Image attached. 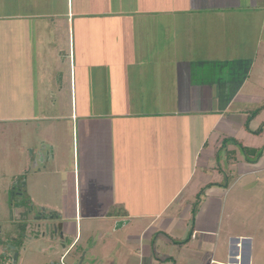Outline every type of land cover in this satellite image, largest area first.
Returning a JSON list of instances; mask_svg holds the SVG:
<instances>
[{
	"label": "crops",
	"instance_id": "1",
	"mask_svg": "<svg viewBox=\"0 0 264 264\" xmlns=\"http://www.w3.org/2000/svg\"><path fill=\"white\" fill-rule=\"evenodd\" d=\"M0 16V73L10 72L1 61L17 57L23 64L11 69L33 70L39 78L35 87L38 84L43 91L47 82L53 88L60 84V78H56L50 59L54 60L58 52L64 60L62 64L69 59L73 65L79 39L80 47L84 45L83 49L78 47L83 67L74 63V71L81 70L85 75L86 60L93 59L90 56L96 53L94 71L97 75L104 69L110 73V80L97 77L99 86L110 85V90L116 91L115 110L102 111L96 118L73 116L74 137L61 130L58 146L49 147L40 140V145L31 149L33 142L22 130L29 123H38L39 113L0 117L1 127L9 121L21 126L14 129L15 139H6L7 128L0 134L1 148V140L19 145L12 163L21 169L13 175L16 180H25L26 186L22 187L25 194L17 197L30 199L29 177L42 176L40 180L46 182L48 192L59 178L56 196L62 209L52 207L60 213L50 212L52 221L60 223L59 230L72 244L66 248V252L72 248V256L67 255L69 264H253V237L230 229L223 232L215 207L220 203L222 212L229 194L243 178L264 172V151L255 163L244 159L238 147H245L238 141L241 136L264 139V0H68L66 13L58 15L56 0H0ZM57 35L62 37L60 42ZM62 42L69 43V55L60 50ZM226 44L228 47H224ZM28 61L35 65L29 68ZM125 69L136 70V74L127 75ZM2 81L5 79L0 74V88ZM28 86L32 88L33 81ZM254 107L257 109L253 112ZM167 121L178 122L179 129H183V135L179 136L178 129L176 137L186 144L187 161L201 166L206 175L218 173L217 181L201 178L197 187L201 191L186 200L188 213L174 204L194 175H188L183 187L172 193L162 183L158 186L161 189H152L151 195L144 191L142 202L149 198V204H162L155 212L140 207L133 210L130 204L137 203L139 194L132 195L127 188L132 184L135 166L123 165L120 156L122 151L135 155V149H141L138 154L143 155V169L147 170L146 163L156 154L162 155L163 145L156 141L159 131L150 139V131L144 129L149 123L161 128ZM253 123H258L259 128H254ZM76 132L81 156L78 169ZM245 137L241 140L246 141ZM223 139L234 140L236 145L229 142L221 146ZM260 146L251 147L259 152V148L264 150ZM220 147L225 149L223 163L230 164L231 173L225 179ZM39 152L41 155H37ZM2 155L0 151V161ZM23 155L25 161L20 159ZM157 164L163 170L164 165H170L167 158H160ZM184 167L192 169L190 164ZM121 173L124 176L120 177ZM115 196L125 198L112 212L110 209L118 202ZM53 198L54 206V194ZM72 201L75 214H70ZM18 209L13 221L21 226L33 209L24 205ZM119 221L124 224L117 228ZM37 224L30 221L26 231L10 236L19 245L10 253L12 264H19L22 239L30 240V231ZM56 241L60 242L59 238Z\"/></svg>",
	"mask_w": 264,
	"mask_h": 264
},
{
	"label": "rangeland",
	"instance_id": "2",
	"mask_svg": "<svg viewBox=\"0 0 264 264\" xmlns=\"http://www.w3.org/2000/svg\"><path fill=\"white\" fill-rule=\"evenodd\" d=\"M56 3L57 15L60 13L65 14L68 0H56ZM56 18L58 20L60 17L56 16ZM64 19L68 21L67 18ZM61 38V36L57 35V41L60 42ZM61 45L62 46L60 50L64 51L67 55H69V43L62 42ZM85 45L88 46L87 44ZM191 46L192 44L189 45V47ZM78 47L80 49L84 48L83 44L82 47H80L79 39L75 44L76 55L75 58L73 56V65L70 64L69 59L66 60L67 62L62 64V61L64 60H61L59 58L60 56L58 52L55 53L54 60L50 59V66L54 65L53 69L54 72L57 73V75L55 74L56 78H60V80H58L60 81V84L56 83L52 88L51 84L48 85V83L46 82L44 84L45 90L43 91L40 89V86L38 84H36L37 87H35V83H39V78L35 74V71L32 70L30 72L28 69L27 72H19L15 68H10V66H21V64H23L21 62V59L11 56L12 58H10L9 60L1 61L2 63H5V65L9 66L8 71L10 72L9 75L8 73H0L2 75V78L5 79V82L2 81L0 88V117L15 118L22 117L25 115H38L39 113L40 119L38 123H36L35 125H30L29 123V129L24 128V130H22V132H26L27 137L31 139V142H33V144L30 146L33 150L40 145L38 144L40 140H42L41 144L42 142L46 141L47 144L50 145H48L49 147L58 146L57 144L59 141H61V139L59 140L57 136L58 132H60L61 130L62 133L66 132L67 134H71V136L74 137L73 132L71 130L73 116L75 117L76 115L85 114L89 117L96 118L98 117V115L102 114V111L115 110V100L113 94H115L116 91H112V89L110 90V85L109 87L108 85L106 87H100L98 84L99 81L97 80V77L99 78V80H106L107 78L108 80H110V73L107 69L102 70V72L100 71V69H98L101 72L100 75H97V73L94 71L93 68L96 66L94 64H97V58L94 59L95 55H97L96 53H92V55L90 56L93 59L86 60L88 66H86L87 69H85L84 71L85 75H81V73L83 72L81 70L74 71L75 64L83 67L81 65L83 59H80ZM224 47H228L227 44ZM219 55L216 54L217 57H219ZM90 57L88 56L87 58ZM98 61H100V59H98ZM28 63L30 64L29 68H32L35 65L34 62L28 61ZM125 71L127 75L136 74V70L131 72L130 70L125 69ZM106 74H108V76ZM71 76L73 83L71 81ZM41 78L43 79V77ZM12 81H16L17 83L12 85ZM30 81H33L34 84L32 88L28 86ZM41 87H43V85ZM38 95L40 96V98H38ZM251 109L254 112L257 108L254 107ZM16 125L17 124H15L14 122L9 121L7 124H5L4 127L0 126V134L3 133L5 128H7L8 134L5 135L7 136L6 139H8L9 137L11 138V140L15 139L16 132L14 131V129L21 128V126ZM38 125H41L40 130L38 128ZM132 125H134V123H132ZM155 125H153V123H149V125L144 130L150 131V139L152 138L153 133H161V135L156 141H162L163 151L162 155L156 154L152 160L146 163V168L148 167L147 170L144 171L143 169V155L138 154V152H142L141 149L136 148L135 151L137 152V154L135 155H129L130 151L126 150L125 155L124 151H122V147H120V150L122 151V156L120 157L122 158L121 161L123 162V165H126L127 167L131 166V168L135 166V170H133L132 173L133 180H135L136 182L132 180L131 186L127 189L128 191H132V195L139 194V196L137 198V203H133V206L132 204H130V207H133V210H137V207H140L141 210L150 208V212H155L158 206L160 207V205L162 204H149L147 203L149 198L145 200V203L142 202L144 191H149L150 193L148 192V194L151 195L152 189L160 190L161 188H158V186L162 183L163 188L167 189V191L169 192L171 191L172 193L174 192V189L180 188L185 183L186 178L189 177L188 175H194L193 179H191V183L188 186L187 184H184L185 188L181 190L179 194L182 195V197L179 196L178 199L180 200L176 202L177 204H174V206L181 205L180 208H183L185 210L183 213H188L189 208H186V200L190 199L191 196L193 198L195 193L201 191L199 189L202 188H197L198 184H200L201 182V178L205 176V178H203L205 179V181H207V178L209 180H212L214 178L217 181L218 173H215L213 177L211 176L210 172H207L206 175L201 172V166H193V164L187 161L189 159V156L186 155V144L184 142L180 143L178 141V138L176 137L177 131L179 129L178 122L171 123L170 121H167L164 124H161V128H156ZM253 127L258 129L259 124L253 123ZM182 130L183 129H179V131H181L180 133H178L179 136L183 135ZM243 130H245V128ZM75 131H77V129H75ZM23 136H25V134ZM241 137L238 140L240 144H244L245 148H251L250 151H244L243 148L238 146L241 149L242 157L244 159L250 160L251 162L257 163V161L259 160V155H257L258 152L253 155L251 151V146L262 147L260 145H263L264 147V139H261L260 137H254L252 135H247V137H245L246 141H243L241 140ZM226 140L227 139H223L220 145H228L229 142H233V144L236 145L234 140ZM212 141L213 140H211L210 142ZM1 143L5 144L6 146L3 147L2 144V148L0 147V151L3 152V161H0V264H12L13 261H11L10 259V253H12L13 247H15V250L19 247V245H17V242H12L9 239L10 236L14 233H19V236L20 232L26 231V225H29L30 221L32 223H36L34 220L40 215L50 217V215L52 216V213L50 211H56V213L59 214L60 210H55V208L60 207L59 205L62 202L58 200L56 196L60 191V183H57L60 182L59 178L57 179V182L54 180L55 187H50V191L48 192V189L45 187L47 186L46 182L40 180L42 176H40L38 179H34L36 178V175H34L33 177H29L28 180L30 192L29 200L31 202H29L26 197H17L16 191L13 190L16 181L13 173L15 174V171L20 170L21 167H14L15 163L13 162V165L12 161L13 156L17 153L16 150L19 148V145H15L12 141L2 142L1 140ZM21 145L23 144L21 143ZM70 145L73 148V139L70 140ZM75 146L76 162L78 169L81 156L79 152V134L77 132L75 134ZM263 151L264 150L262 148H259L260 154ZM175 152H180L181 155H176ZM224 152L225 149H222L220 147L219 154L222 155V158L220 159L222 162L221 168L223 171V179L230 176L229 174L231 173L229 171L230 164H228L227 161H225V164L223 163L225 158ZM22 158L23 161H25L24 159L26 158V156L23 155L20 159L22 160ZM160 158H167L168 162L170 163V165L166 168L164 165V170L160 165L157 164L159 163ZM189 164L192 165V169L190 171L189 168L187 169L186 167H184L189 166ZM137 175L139 178L138 180H136ZM121 176H124V173H121L120 177ZM257 178H259L260 181H258ZM13 179L14 181L12 182ZM124 180L125 179L122 178V185H124ZM148 181L152 182L150 183ZM137 182L140 183L137 184ZM224 182L226 183L225 180ZM236 187L237 188H235L232 193L229 194L228 200H226V202L224 203V209L222 212L220 209V203H218V207L214 206L218 210L220 227L224 228L223 232H226L228 231V229H230L238 232V235L252 236L254 239L252 250L253 264H264V172L257 176H248L246 178H243V181L239 183ZM123 189H125V187H123ZM53 194L56 199V203L54 206L51 202V199H54ZM73 195L74 193L71 196L72 200L74 199ZM124 198L125 197H117L116 199L115 196V199L118 202H115L114 206H112L110 210L112 212L116 211L119 202L124 201ZM233 198H235L236 200H234ZM221 204H223V202ZM23 205L27 206L28 210H31L32 207L33 211L31 210L32 214L30 215L29 220L28 218H25V220L21 221V226H19L14 223L13 217L18 214V207H21ZM74 205L75 204L73 202V207L70 208V214H75ZM124 205L127 206V204L125 203ZM52 207L55 208L50 209ZM60 208L62 209V207ZM45 210L47 211L45 212ZM186 218V220H188L189 216L187 215ZM89 225L90 227H94V225L91 223H89ZM29 238L30 240L21 238L23 245L22 251L20 253L21 258L19 260V264L23 262L25 264H69L70 256L63 258L66 250L62 249L61 244L59 242H53L47 237L42 236L36 238V236L32 233L30 234ZM10 242H12V244H9Z\"/></svg>",
	"mask_w": 264,
	"mask_h": 264
},
{
	"label": "water",
	"instance_id": "3",
	"mask_svg": "<svg viewBox=\"0 0 264 264\" xmlns=\"http://www.w3.org/2000/svg\"><path fill=\"white\" fill-rule=\"evenodd\" d=\"M51 152L52 151L50 149L49 154L46 153L47 156L50 155ZM37 155H41V152H39ZM35 159H36V155H35ZM29 171H30V169H29ZM29 171H27L24 175L26 176ZM16 185L19 187L20 186L25 187L26 182H25V180H23V182H21L20 179L17 180L14 184V188H13L14 190L16 188ZM16 195L22 196L20 191H18ZM52 220H53V217L51 215L49 218H46V217L43 218V217L39 216L38 218H36L34 220L38 224L36 226H33V230L31 232H32V234H34L36 236V238L40 237V236L47 237L48 239H50L53 242H56V238H59V240H60L59 243L61 244L62 249L66 250L67 246H70L72 244L70 241L67 240V238L65 239L64 232L62 230H59L60 223L53 222ZM123 224H124V221H119L116 223V227L119 228ZM23 237L27 238V234L23 235ZM13 248H15V247H13ZM13 248H12V250H13ZM71 250H72V248L68 252H66V254H64L63 258L67 257V255L69 253L72 255ZM13 259H14V263H15V261L17 260V254L14 255Z\"/></svg>",
	"mask_w": 264,
	"mask_h": 264
},
{
	"label": "trees",
	"instance_id": "4",
	"mask_svg": "<svg viewBox=\"0 0 264 264\" xmlns=\"http://www.w3.org/2000/svg\"><path fill=\"white\" fill-rule=\"evenodd\" d=\"M242 148H243L244 151H250V149H248V148H245V147H242ZM251 151H252L253 155L257 153V151L254 150V149H252ZM257 155L260 156L261 155L260 152H258ZM195 212H196V205L194 206V209H193V213H195Z\"/></svg>",
	"mask_w": 264,
	"mask_h": 264
},
{
	"label": "flooded vegetation",
	"instance_id": "5",
	"mask_svg": "<svg viewBox=\"0 0 264 264\" xmlns=\"http://www.w3.org/2000/svg\"><path fill=\"white\" fill-rule=\"evenodd\" d=\"M48 157H49V156H48ZM18 180H19V179H18ZM16 181H17V180H16ZM21 182H23V181L21 180ZM16 186H17V185H16ZM18 187H19V186H17L16 194H17L18 191H20L22 195L25 194V193L22 192V186H20L19 188H18ZM40 216L43 217V218H44V217L49 218V216H42V215H40Z\"/></svg>",
	"mask_w": 264,
	"mask_h": 264
}]
</instances>
